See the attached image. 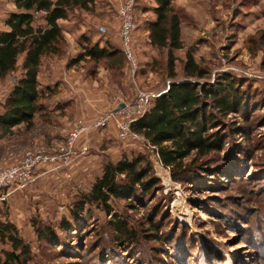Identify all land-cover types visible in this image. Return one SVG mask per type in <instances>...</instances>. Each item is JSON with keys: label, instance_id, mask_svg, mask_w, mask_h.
Segmentation results:
<instances>
[{"label": "rangeland", "instance_id": "374dc122", "mask_svg": "<svg viewBox=\"0 0 264 264\" xmlns=\"http://www.w3.org/2000/svg\"><path fill=\"white\" fill-rule=\"evenodd\" d=\"M127 1L97 0L91 12L72 11L59 22L64 37L60 56L44 58L38 74L45 109L32 128L21 126L0 136V168L16 164L30 150L53 153L78 122L94 124L119 101L130 103L141 92L158 96L172 81L166 69L169 56L177 59L175 80H183L184 54L189 52L208 72L205 82L231 75L255 102L245 115L224 119L238 128L230 133L231 146L214 158L224 169L183 184L150 163L152 176L159 180L154 194L140 202L110 204L111 214L126 217L141 238L152 221L160 222L162 235L142 240L135 250L139 256L128 258L123 250L112 248L111 215L85 205L71 217L104 165L136 154L148 160L138 144L118 140L112 121L90 131V152L83 159L54 171L39 169L36 181L25 190L0 191V222L13 225L29 246L31 255L24 264H264V0H176L173 9L181 18L183 49L169 52L147 43L154 3L132 0L128 44L134 64L126 58L122 72L87 59L73 64L82 52V38L124 51L120 11ZM12 11V0H0V19ZM22 57L17 71L0 80V106L19 76ZM230 162L236 168L231 169ZM62 223L69 226L66 234ZM46 227L56 241L40 240L39 232ZM2 250L9 251V244L0 241ZM115 255L118 259L111 260Z\"/></svg>", "mask_w": 264, "mask_h": 264}, {"label": "trees", "instance_id": "16d2710c", "mask_svg": "<svg viewBox=\"0 0 264 264\" xmlns=\"http://www.w3.org/2000/svg\"><path fill=\"white\" fill-rule=\"evenodd\" d=\"M96 1L12 0L15 11L8 14L0 30V80L17 71L18 58L23 57L19 76L0 106V136H9L13 129L21 126L32 128L33 120L42 114L45 106L41 101L45 99V91L39 89L38 74L44 58L60 56L64 37L59 22L67 20L72 11L91 12ZM151 1L154 3L151 9L154 21L146 27L147 43L151 48L168 52L182 50L181 18L173 9L176 0ZM82 41V52L73 64L87 59L95 64L104 62L109 71L122 72L127 67L125 53L119 47L112 44L99 47L87 38ZM184 57L183 80H175L177 59L170 55L166 69L172 81L131 129L156 148L173 181L187 184L195 177H202V173L224 169L225 164L216 166L214 158L227 151L231 146L230 133L238 129L226 124L224 119L232 114L245 115L255 102L247 87L231 75L222 74L213 83H207L204 80L208 72L189 52ZM230 163L231 169L236 168L233 162ZM158 183L144 154L107 163L88 194L74 206L71 217L75 219L85 205L101 208L113 218L109 228L112 248L123 250L128 258L136 259L139 255L135 250L139 249L142 240L162 235L160 222L152 221L151 229L141 238L136 226L131 225L126 217L111 214L110 204L114 201L140 202V199L154 194ZM62 224L61 231L66 234L69 226ZM39 238L48 243L57 240L49 227L39 232ZM0 241L10 246L9 251L0 252V264H24L29 260L30 248L17 237L13 225L0 222ZM178 245L180 242L176 246L180 248ZM169 246L174 247L173 241L169 240ZM117 255L110 256V259H118ZM101 260L102 256L97 262Z\"/></svg>", "mask_w": 264, "mask_h": 264}, {"label": "built area", "instance_id": "2783aa9c", "mask_svg": "<svg viewBox=\"0 0 264 264\" xmlns=\"http://www.w3.org/2000/svg\"><path fill=\"white\" fill-rule=\"evenodd\" d=\"M132 7V0L127 1L120 11V16L122 20L121 41L124 46L125 56L134 64V58L131 56L128 44V35L133 30ZM156 97L157 95H148L141 92L130 103L119 101L111 112L99 118L94 124L87 125L83 122H78L68 132L63 145L56 148L53 153L45 152L44 150L25 152L22 159L16 164L0 168V191H10V189L12 191L25 190L26 187L36 181L39 169L51 167V171H54V169L69 166L73 161L83 159L90 152V131L104 128L112 121L120 142L138 144L139 147L147 152L148 161L151 164L168 172L169 169L162 165L156 148L151 146L143 136H139L131 129L132 124L141 119L142 115L148 111ZM119 105H122V107L118 108Z\"/></svg>", "mask_w": 264, "mask_h": 264}, {"label": "crops", "instance_id": "0c3cea01", "mask_svg": "<svg viewBox=\"0 0 264 264\" xmlns=\"http://www.w3.org/2000/svg\"><path fill=\"white\" fill-rule=\"evenodd\" d=\"M12 12H13V11H12ZM10 13H11V12H10ZM5 19H6V17L0 19V27H1V26L3 27V24H4V22H5ZM0 30H2V29H0Z\"/></svg>", "mask_w": 264, "mask_h": 264}, {"label": "water", "instance_id": "95a60500", "mask_svg": "<svg viewBox=\"0 0 264 264\" xmlns=\"http://www.w3.org/2000/svg\"><path fill=\"white\" fill-rule=\"evenodd\" d=\"M121 107H122V105H119V106H118V108H121Z\"/></svg>", "mask_w": 264, "mask_h": 264}, {"label": "bare ground", "instance_id": "6f19581e", "mask_svg": "<svg viewBox=\"0 0 264 264\" xmlns=\"http://www.w3.org/2000/svg\"><path fill=\"white\" fill-rule=\"evenodd\" d=\"M202 220V219H201Z\"/></svg>", "mask_w": 264, "mask_h": 264}]
</instances>
